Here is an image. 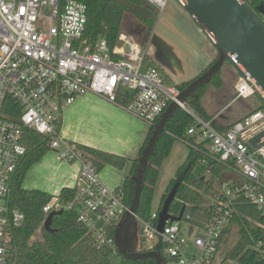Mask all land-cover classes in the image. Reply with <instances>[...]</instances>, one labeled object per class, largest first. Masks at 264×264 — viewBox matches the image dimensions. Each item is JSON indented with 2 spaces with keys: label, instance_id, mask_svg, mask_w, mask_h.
<instances>
[{
  "label": "built area",
  "instance_id": "built-area-1",
  "mask_svg": "<svg viewBox=\"0 0 264 264\" xmlns=\"http://www.w3.org/2000/svg\"><path fill=\"white\" fill-rule=\"evenodd\" d=\"M147 1L159 13L169 3ZM87 10L79 0H0V264H12L13 230L26 219L11 203V186L28 152L27 129L45 136L61 160L80 163L75 198L69 205L76 207L79 220L100 244L112 242L107 239L106 225L118 223L128 211L125 190L106 186L94 163L61 131L64 109L87 93L106 98L150 126L171 103H179L196 120L187 135L206 142L205 152L241 177V182H219L215 195L206 194L210 216L201 226L191 224L187 215L180 221H167L160 232L158 209L149 219L136 216L142 247L162 243L167 264H215L223 237L235 224L234 217L243 216L240 204L259 211L263 221L258 224L264 232V137L257 147L249 143L264 130V108L220 132L180 102L176 83L168 82L156 70L142 71L145 47L128 33L122 31L113 46L105 37L95 45L87 42ZM262 21L264 24V14ZM235 89L237 98L258 93L243 76L238 77ZM207 163L204 158L201 166L211 174ZM60 207L55 197L44 211L49 215ZM44 223L33 238H42ZM247 232L252 239L249 247L256 250L255 264H264V237L255 239ZM244 252L238 264H244L240 261Z\"/></svg>",
  "mask_w": 264,
  "mask_h": 264
},
{
  "label": "trees",
  "instance_id": "trees-1",
  "mask_svg": "<svg viewBox=\"0 0 264 264\" xmlns=\"http://www.w3.org/2000/svg\"><path fill=\"white\" fill-rule=\"evenodd\" d=\"M79 1L86 4L88 9L87 27L84 35L85 40L95 45L99 38L105 37L110 45L113 46L118 41L119 34L123 31L124 17L130 10L114 0ZM129 1L135 5L147 6L155 13L153 17H149L145 21L146 29L143 33L144 36L139 41L145 46L153 32L159 11L147 0ZM245 1L252 9L260 15L262 14L260 12V6L264 5V0ZM133 15L139 18L137 15ZM227 64H224L209 81L196 88L185 100L188 108L204 120L211 121L212 125L220 132H226L236 122L243 120L252 112L264 108V100L258 93L247 98H237L236 91L230 89L227 91L228 99L224 105L214 113L208 111L205 104L208 94L214 90H221L226 87L225 71H223V68ZM228 66L229 68H233L230 64ZM232 72L231 75L234 78L239 77V73L235 69ZM192 80L184 81L177 85L183 91ZM119 99L122 100V97L120 96ZM159 121L160 119L150 126L148 137L139 156L133 159L132 169L122 187L125 190L126 203L129 206L134 196L135 177L139 159ZM195 123L196 120L192 113L182 107H177L167 120L164 130L157 139L149 156L145 169L140 200L136 209V215L138 217L142 219H149L151 217L155 188L160 176L162 164L165 158L171 153L174 143L178 140L185 144L187 143L189 154L183 164L178 168L176 176L170 181L167 187L168 192L162 198V203L158 209L159 211L171 188L178 178L181 177L176 197L170 205L169 212L174 215H179L184 208V219L187 215H190L189 222L193 225L201 226L210 216V199L206 197V194L211 196L215 195L218 191L217 184L219 182L229 180L242 181V179L239 180L235 175H229L234 173V171L217 162L205 152L206 142H199L197 136L187 135L188 129ZM25 141L28 152L21 161L11 186L12 205L20 208L26 215L23 225L13 230L12 264H115L112 256L116 253L120 256L121 264H153L155 262V258L153 257L133 259L126 258L118 252L115 245L117 222L108 223L105 228L107 239H110L112 242L100 244L87 225L79 220L76 207L69 205L75 198V187H63L58 195H53L38 188L24 187L23 183L28 170L50 150L47 138L32 129L25 130ZM192 144L196 147L192 146ZM77 146L94 163L98 170L108 164L121 168L126 163L124 156L83 144H77ZM204 158L207 159V164L211 172L209 178L196 171V167L198 165L201 166L202 159ZM55 197L61 202L60 210L62 212L53 217L51 224L53 231H48L44 228L42 238H33L36 230L43 225V222L48 216L44 211V206ZM239 210L243 216H235L233 221L242 225L241 232L244 236L246 238L249 236L247 232L249 230L255 239L264 237V232L258 224L263 221L259 211L249 204H240ZM229 231L230 229L228 228L227 232L229 233ZM226 239L227 236L225 235L223 240ZM241 249L242 247H238L237 251ZM141 250H156L163 256L162 264H167L168 259L162 243L159 242L149 249L141 247ZM243 254L240 258L242 263H256L257 255L253 247L247 248Z\"/></svg>",
  "mask_w": 264,
  "mask_h": 264
},
{
  "label": "crops",
  "instance_id": "crops-1",
  "mask_svg": "<svg viewBox=\"0 0 264 264\" xmlns=\"http://www.w3.org/2000/svg\"><path fill=\"white\" fill-rule=\"evenodd\" d=\"M144 47L146 60L143 68L148 71L156 70L168 82L176 84L196 78L219 54L213 41L179 0H169L167 7L159 13ZM226 87L224 89L228 91ZM149 129L150 124L147 122L94 93L78 97L62 113L61 131L67 139L126 158V163L121 168L108 164L99 170L101 180L112 189L123 187L132 169L133 159L139 156L148 137ZM187 150L188 156V146ZM79 171L80 163L61 160L50 149L32 165L27 174L30 178L43 174L37 181L42 183L47 180L46 183L53 191L48 192L58 195L63 187L75 186ZM23 184L26 188L47 191L38 187V182L32 186Z\"/></svg>",
  "mask_w": 264,
  "mask_h": 264
},
{
  "label": "water",
  "instance_id": "water-1",
  "mask_svg": "<svg viewBox=\"0 0 264 264\" xmlns=\"http://www.w3.org/2000/svg\"><path fill=\"white\" fill-rule=\"evenodd\" d=\"M114 1L122 4L128 8L131 13L139 17V23L135 25V28L140 34H143L146 29L145 21L147 18L155 15L154 11L147 6L135 5L129 0ZM179 1L212 39L219 52L215 62L200 76L194 78L187 88L181 91L179 96L180 102L186 104V98L200 85L209 81L222 68V66L227 63L239 73V76H243L244 78H247L250 83H253L258 90V94L264 100V24L262 16L252 9L245 0ZM260 12L264 14V5L260 6ZM142 39L143 36L140 40ZM225 82L227 86L226 74ZM235 84L233 85V88L230 87V89L236 91ZM177 107H180V104L173 102L163 113L139 159L138 170L135 177L136 183L134 196L128 211L118 222L115 232L116 248L118 252L126 258L137 259L153 257L155 258L153 264L163 263L162 254L156 250L142 251L141 247L138 249H129L123 241V236H130V232L128 231L127 234H124L126 232L124 230L130 220L134 219L135 221H138L136 218V209L140 200L144 173L149 156L157 139L163 132L167 120ZM262 137H264V130L253 136L249 140V143L252 146L257 147L260 144ZM180 182L181 177L178 178L174 186L171 188L159 212L158 229L160 232L163 231L167 221H180L183 218L184 208L179 215H174L169 212L170 205L176 197ZM61 212L62 210H53L49 213L44 223V228L46 230L53 231L51 227L53 217ZM139 241L141 242L140 233Z\"/></svg>",
  "mask_w": 264,
  "mask_h": 264
},
{
  "label": "rangeland",
  "instance_id": "rangeland-1",
  "mask_svg": "<svg viewBox=\"0 0 264 264\" xmlns=\"http://www.w3.org/2000/svg\"><path fill=\"white\" fill-rule=\"evenodd\" d=\"M263 16V13L261 14ZM139 23L138 18H136L132 13L127 12L125 17H124V22H123V31L128 33L130 36H132L136 41H140L143 34H140L137 29L135 28L136 24ZM234 70V68H229L228 64L224 66L223 71H225L226 74V81H227V86L228 90L233 88V85L236 83L238 77H233L231 75ZM143 72L148 71L145 68L142 70ZM151 71V70H149ZM223 93H222V91ZM221 90H214L210 94H208L205 104L206 108L210 113H214L217 111L221 106L224 105V103L228 99V94L226 89H221ZM188 150H187V145L183 143L182 141H176L173 145L172 151L169 154L168 157L165 158L162 167H161V172L160 176L155 188V194H154V199L152 203V209L157 210L159 206V201L161 197L163 196L164 193L168 192L167 187L171 181L172 178L176 176L178 168L183 164L185 161V158L187 156ZM196 171L199 173H202L205 175L207 178H209L210 174L207 172V170L198 165L196 167ZM43 174H39L37 177L35 175L31 176L27 174V177L25 178V185H34L33 183L38 182V187L43 188L45 190L51 191V188L49 187L48 183H46L47 180L39 182L37 181L38 177H41ZM229 175H235L238 177L239 180H241V177L237 173H232ZM35 177V178H34ZM46 177V175L44 176ZM45 179V178H44ZM56 193V191H54ZM139 228H140V223L139 221H135L134 219L130 220L128 225L126 226L125 230L126 231L124 234H127V231L130 232V236L126 237L123 236V241L125 245L129 249H138L140 247V242H139ZM242 225L238 222H235L233 228L230 231V234L227 236V239L222 242V245L220 247L219 253L217 254L216 257V262L215 264H238V259L240 254L245 251L249 246L252 245V239L247 236V238L244 236V234L241 232ZM246 230V229H245ZM238 247H242L240 251H237ZM113 262L115 264H121V259L119 254H113L112 256Z\"/></svg>",
  "mask_w": 264,
  "mask_h": 264
}]
</instances>
